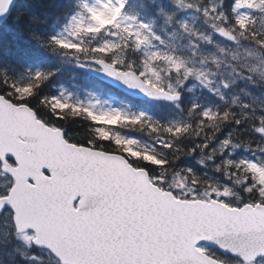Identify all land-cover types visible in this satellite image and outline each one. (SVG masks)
I'll use <instances>...</instances> for the list:
<instances>
[{
    "label": "snow or ice",
    "instance_id": "obj_1",
    "mask_svg": "<svg viewBox=\"0 0 264 264\" xmlns=\"http://www.w3.org/2000/svg\"><path fill=\"white\" fill-rule=\"evenodd\" d=\"M66 63L155 111L43 91ZM16 256L264 264V0H0V264Z\"/></svg>",
    "mask_w": 264,
    "mask_h": 264
},
{
    "label": "rangeland",
    "instance_id": "obj_2",
    "mask_svg": "<svg viewBox=\"0 0 264 264\" xmlns=\"http://www.w3.org/2000/svg\"><path fill=\"white\" fill-rule=\"evenodd\" d=\"M49 62L52 63L53 66H55V63L51 61V58L49 59ZM73 68H75L73 64L66 63L63 65L62 71L56 77L53 78L54 85L56 86L54 87L55 92L60 86H63L64 89L73 94L72 99L74 100L79 99L85 102L98 100V106H102L104 108H107L109 106L122 108L125 105H132L133 107H136L134 103L126 101L124 98L114 93L106 92L99 88H96L90 85L88 82L83 84L81 82H76V80L71 76L70 73V70ZM87 72L90 73V71ZM148 106L150 107L152 105ZM187 165H191V162L188 161ZM36 255H41L44 257V252H39V255L36 253ZM45 260V263H48L47 258H45ZM32 262L33 263L30 264H45L44 260H33Z\"/></svg>",
    "mask_w": 264,
    "mask_h": 264
},
{
    "label": "trees",
    "instance_id": "obj_3",
    "mask_svg": "<svg viewBox=\"0 0 264 264\" xmlns=\"http://www.w3.org/2000/svg\"><path fill=\"white\" fill-rule=\"evenodd\" d=\"M29 47L34 49V54L36 56H38L40 59L49 62L50 57H48V55L46 53H44L43 51L39 50V49H35L34 45H29ZM50 63V62H49ZM71 76L76 80V82H81L86 83L88 82L90 85L99 88L103 91L106 92H110V93H114L128 101H131L139 106H141V101L140 100H136V99H132L126 95H124L123 93L115 90L114 88H112L111 86L99 81L97 78H95L94 76H92L89 72L82 70L80 68H73L70 70ZM54 85L53 80L51 82H49V84L45 85L43 88V91L49 92V93H55V88L52 86ZM152 111H155L154 108H150ZM70 130H74L73 126L70 125ZM188 161H181V164H185L187 165Z\"/></svg>",
    "mask_w": 264,
    "mask_h": 264
},
{
    "label": "water",
    "instance_id": "obj_4",
    "mask_svg": "<svg viewBox=\"0 0 264 264\" xmlns=\"http://www.w3.org/2000/svg\"><path fill=\"white\" fill-rule=\"evenodd\" d=\"M92 74L95 75L96 77H98L101 81H103V82H105V83H107V84L113 86L114 88H116V89L120 90L121 92H123V93L129 95L130 97H133V96H131L130 94H128L125 90H123L122 87H121V85H119L117 82L107 80V79H105L103 76H101V75H99V74H97V73H95V72H92ZM134 98H135V97H134ZM142 99H144V98H142ZM202 243H203V242H202ZM209 245L215 246L214 244H209ZM215 247H216V246H215Z\"/></svg>",
    "mask_w": 264,
    "mask_h": 264
},
{
    "label": "flooded vegetation",
    "instance_id": "obj_5",
    "mask_svg": "<svg viewBox=\"0 0 264 264\" xmlns=\"http://www.w3.org/2000/svg\"><path fill=\"white\" fill-rule=\"evenodd\" d=\"M207 247H209V246H207ZM209 248L212 249L213 251L219 252L217 249H215L213 247H209ZM15 260L19 261V264H23L25 262V260H20L19 256H16ZM13 264H14V262H13Z\"/></svg>",
    "mask_w": 264,
    "mask_h": 264
}]
</instances>
